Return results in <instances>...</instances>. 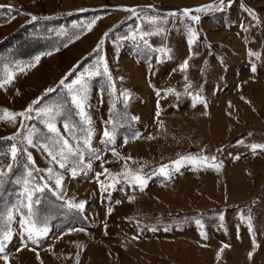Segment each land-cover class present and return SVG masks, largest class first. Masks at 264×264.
I'll use <instances>...</instances> for the list:
<instances>
[{"label":"rangeland","instance_id":"obj_1","mask_svg":"<svg viewBox=\"0 0 264 264\" xmlns=\"http://www.w3.org/2000/svg\"><path fill=\"white\" fill-rule=\"evenodd\" d=\"M0 6L12 9H0L9 11L0 14V42L18 58L0 79V115L32 106L27 115L38 119L26 127L30 118L4 116L0 137H14L9 157L13 145L21 149L39 181L27 171L22 205L3 196L0 264L3 256L7 264H264V0H0ZM50 18L65 20L57 32L68 33L66 40L15 33ZM79 79L88 84L83 109L72 99ZM61 81L67 92L58 102L34 103ZM111 112L130 118L132 130L111 133ZM68 115L80 119L82 135L68 126ZM44 130L52 143L43 140ZM64 141L78 155L64 149L61 168V156L53 161L41 146L59 149ZM7 168L0 164V175ZM200 170L232 177L236 196L205 210L136 206L145 204L147 186ZM41 190L48 203L67 208L50 224L52 204L37 215L30 209L32 193ZM37 219L47 221L46 236L30 227ZM141 242L154 243L156 252L166 245V253L148 252Z\"/></svg>","mask_w":264,"mask_h":264},{"label":"trees","instance_id":"obj_2","mask_svg":"<svg viewBox=\"0 0 264 264\" xmlns=\"http://www.w3.org/2000/svg\"><path fill=\"white\" fill-rule=\"evenodd\" d=\"M5 9H8V7H3ZM2 8V9H3ZM9 13L8 10L1 11L0 14ZM11 16V13L9 14ZM65 20L61 19H39L37 21H31L29 23L23 24L19 29L15 30V33H22L26 34L27 38L38 40V41H52V39L57 38L58 40L64 39L66 40V37L68 36V33H63L59 35L57 32L58 30H64L66 28ZM34 26V27H33ZM36 43V42H35ZM4 45L0 42V79L4 77L5 72L10 68V65L16 64V61L18 58L14 56V50L10 48L4 49ZM16 54V53H15ZM33 56H30L29 59H32ZM82 61H84V58L81 59L78 64H80ZM52 91L46 92L44 95H42L38 99V103L41 104L47 102L49 100L51 103L58 102L61 99V94L66 93L67 90L64 87L63 84L58 83V86H55L54 88L50 89ZM65 94L62 95L64 97ZM57 98L58 100H54ZM66 104V108H70L71 103L67 100V97L65 95V101H62ZM114 110H118L117 105L114 106ZM75 116L77 119V115H74V117H66L64 120L67 122L68 126L71 128H75L78 130L79 134H83V124L82 122H78L75 119ZM80 120V119H79ZM110 124H109V131L115 135L118 130L122 129H130L132 130V122L129 118V122L122 120L120 115L116 114V112H111L109 116ZM69 121V122H68ZM38 122L37 117H31L28 122L26 123V127L31 124H36ZM76 122V123H75ZM31 123V124H30ZM43 140L45 143H52V134L49 133V131L43 132ZM49 138V139H47ZM13 139L9 137H0V164L2 163H8V168L5 172H2L0 175V207L7 204L6 202L1 203L3 196H12V199L14 203H17L18 205H22L21 203L25 200L24 195V184L26 183V173L27 171L30 172L31 179L33 180L34 184L39 183L37 176L34 174V169L30 165V163L27 162L25 155L21 149H19L16 152V158L13 159V157H9L8 150L12 143ZM52 198V197H51ZM24 199V200H23ZM48 204H52V208H54V213L50 215V222L49 224L56 219L54 216L57 214V216H63L67 211V208L62 206L61 204L53 201H47V198L45 197L44 190L41 191H35L32 193L30 197V209L35 211V215L39 214L41 209L48 206ZM63 210V211H62ZM69 210V209H68ZM58 212V213H56ZM64 212V213H63ZM34 213V212H33ZM70 213V212H69ZM71 214V213H70ZM67 217V216H66ZM61 221V220H59ZM68 224V223H67Z\"/></svg>","mask_w":264,"mask_h":264},{"label":"crops","instance_id":"obj_3","mask_svg":"<svg viewBox=\"0 0 264 264\" xmlns=\"http://www.w3.org/2000/svg\"><path fill=\"white\" fill-rule=\"evenodd\" d=\"M234 185L233 178H229L224 172L221 175V173L213 171L200 170L194 173L175 176L169 182L163 181L158 185L147 186L145 188V204L139 205L137 203L136 206L142 211L151 209L152 212L161 210L162 208H177L179 210L194 208L196 210H205L220 203V200L221 203L232 200L236 196ZM153 245L154 243L147 244L141 242V248L148 252H156V250L152 249ZM164 246L158 249L156 253L165 255L167 246ZM178 258L180 259V256ZM180 260H178L179 263H185V260L183 262Z\"/></svg>","mask_w":264,"mask_h":264},{"label":"snow or ice","instance_id":"obj_4","mask_svg":"<svg viewBox=\"0 0 264 264\" xmlns=\"http://www.w3.org/2000/svg\"><path fill=\"white\" fill-rule=\"evenodd\" d=\"M222 3H223V0H221V4ZM2 8H3V6H0V9H2ZM8 10L12 11L11 6H9ZM199 10L200 9L192 10V11H199ZM170 15H176V14L175 13H170ZM183 15L189 16L190 15V10L185 9L183 11ZM32 19L35 20L36 17H32ZM192 19L193 20H198L199 17L193 16ZM191 43H192V41L190 40L189 41V45H191ZM49 55H50V53H49ZM36 60L38 62L39 61V57H37ZM184 66L185 67L187 66V61H185V65ZM104 72L107 73V66L106 65L104 67ZM92 74H100V73L96 72V71H93ZM61 83L63 84V81H61ZM75 83L78 84L79 87L77 89H75L77 95H74L72 99H73V102L77 105V107L83 109V101L86 100V98H87L85 93L87 91L88 84H87V81L84 80V79H79ZM0 86H2V85H0ZM69 90L72 91V86L71 85L69 86ZM49 91H52V90H49ZM34 103H38V101L34 102ZM32 111H33L32 106H29V108L26 109L25 112H21V113H9V112H7V110H3V115H0V119H3L4 116H7V117L11 118L12 120H15L16 116H21V117H24L25 119H28L30 117L27 114L31 113ZM43 111H44L45 115H49L53 110L52 109H45ZM21 127L23 128V123H21ZM49 130L51 132H53V133H55L57 131L56 128H55V125L52 124V123H49ZM104 135H105V137H109V133H108L107 130L104 132ZM12 139H14V137ZM108 142H111V137H109V141ZM27 143H28L29 146H34V142H33V140L31 138L27 139ZM85 144L86 145L88 144L87 140L85 141ZM41 147L44 148V150L48 153V155L51 157V159L53 161L57 160V156L58 155L61 156L62 159L59 161V166L61 168L65 167V163L63 162L64 159H66V157L64 155V149H67L69 154L78 155L77 152H74L73 149L71 147H69L67 141H64L62 146L59 149H56L55 144H53L51 146V148L48 145H42ZM254 147H257V146H254ZM16 151H17L16 146L13 145L12 146V157H13V159L16 158ZM82 159H83V157H82V155H80V161L81 162H82ZM186 159H191V158H186ZM204 159L206 160L207 158H204ZM28 160L30 162H32V157H31L30 154L28 155ZM73 163H76V162L74 161ZM179 163H180L179 161L176 162L177 165H179ZM78 166L79 165L77 164V167H73L72 168V175L73 176L76 175ZM49 171H51V170H49ZM160 171L163 172V171H165V169L161 168ZM136 180L141 181L143 183V178H141L138 175L136 176ZM56 185H57V187H60L61 186V180L58 179L56 181ZM141 190H142V188H141ZM78 207L82 209L84 207V205L81 203V204L78 205ZM197 224H199V221H197ZM21 226L24 227L23 224ZM30 227H35V228H37L38 232L44 233L45 236L47 235V232H48L47 221L44 220V219H37V220L32 221L31 224H30ZM4 239H7V237L5 236V237L0 238V254L4 253V251H5V245L3 243ZM28 239L31 240L32 243H37L36 240H32L30 232H29V235H28ZM21 241H22V243L25 242L23 236L21 237ZM250 257H251V254H250ZM3 259L6 261V264H7V256H3Z\"/></svg>","mask_w":264,"mask_h":264},{"label":"bare ground","instance_id":"obj_5","mask_svg":"<svg viewBox=\"0 0 264 264\" xmlns=\"http://www.w3.org/2000/svg\"><path fill=\"white\" fill-rule=\"evenodd\" d=\"M107 260V259H106ZM108 261V260H107Z\"/></svg>","mask_w":264,"mask_h":264}]
</instances>
